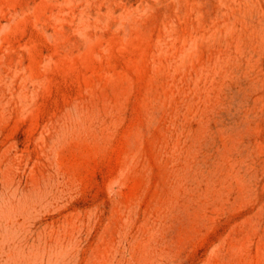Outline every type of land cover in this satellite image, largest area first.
Instances as JSON below:
<instances>
[{
	"label": "rangeland",
	"instance_id": "1",
	"mask_svg": "<svg viewBox=\"0 0 264 264\" xmlns=\"http://www.w3.org/2000/svg\"><path fill=\"white\" fill-rule=\"evenodd\" d=\"M0 264H264V0H0Z\"/></svg>",
	"mask_w": 264,
	"mask_h": 264
}]
</instances>
